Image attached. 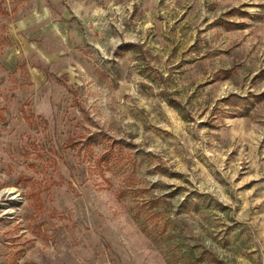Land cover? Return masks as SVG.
<instances>
[{"label":"rangeland","instance_id":"374dc122","mask_svg":"<svg viewBox=\"0 0 264 264\" xmlns=\"http://www.w3.org/2000/svg\"><path fill=\"white\" fill-rule=\"evenodd\" d=\"M0 264H264V0H0Z\"/></svg>","mask_w":264,"mask_h":264},{"label":"trees","instance_id":"16d2710c","mask_svg":"<svg viewBox=\"0 0 264 264\" xmlns=\"http://www.w3.org/2000/svg\"><path fill=\"white\" fill-rule=\"evenodd\" d=\"M227 103L228 104H233L236 103V107L238 109H241L244 111L245 109V103H246V99L244 97H240L237 95H229V97H227ZM156 214L152 213V216L154 217Z\"/></svg>","mask_w":264,"mask_h":264}]
</instances>
